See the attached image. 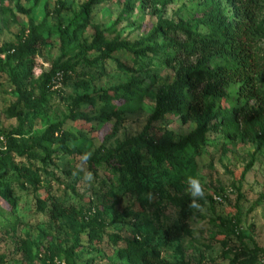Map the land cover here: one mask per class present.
I'll use <instances>...</instances> for the list:
<instances>
[{
	"label": "rangeland",
	"instance_id": "obj_1",
	"mask_svg": "<svg viewBox=\"0 0 264 264\" xmlns=\"http://www.w3.org/2000/svg\"><path fill=\"white\" fill-rule=\"evenodd\" d=\"M88 2L0 0V49L16 46L30 22L40 28L46 41L32 60L28 79L6 59L8 53H0V152L5 150V136L18 127L7 114L17 102L14 82L19 81L21 92H31L38 100L43 75L55 67L69 70L64 78L59 74L42 110L18 108L24 117L23 141L30 145L54 124H61L63 132L77 138L67 144L72 154L58 153L44 164L34 162L44 158L39 149L24 158L12 154L15 163L43 168L47 176L39 175L36 191L21 188L22 181L11 178L18 185L0 200V264H129L121 251L133 241L157 247L164 264H227L244 253L254 257L255 264H264V145L258 147L241 133L234 135L220 118L208 122L196 154L185 150L186 177L175 175L172 181H162L153 170L143 168L138 182L139 189H146L142 193H124L122 177L88 162L144 132L151 136L157 129H165L177 144L195 131L199 121L189 120L184 125L174 115L148 127L158 91L177 79L163 63L172 41L155 32L159 25L168 23L194 27L192 19L210 3L219 4L226 15H231L230 5L225 0H174L164 8L161 0H102L92 7L88 26L75 30L82 24L74 20ZM57 12L64 35L57 31ZM259 24L260 47L264 49V14ZM94 27L102 32L106 43L136 45L147 41L158 51L155 56L137 57L136 62L125 51L112 54L110 60L97 51L84 52L83 47L93 43ZM196 31L205 33L201 26ZM175 41L184 43V37ZM204 64L213 69L225 65V60L211 58ZM119 66L129 72L117 70ZM137 89L139 93L130 98ZM236 89L231 85L220 99L206 98L215 115L240 107L234 98ZM105 96L117 117L102 116L104 104L100 99ZM184 97L185 114L192 97ZM89 173L91 180L85 179ZM190 177L198 181L202 196L192 195ZM48 194L81 215L76 220L53 222L37 203ZM181 195L199 205L191 207L187 217L174 204ZM98 212L104 228L95 241L90 239L85 222L96 218ZM174 223L185 224L187 230L178 241L165 244L162 230Z\"/></svg>",
	"mask_w": 264,
	"mask_h": 264
},
{
	"label": "trees",
	"instance_id": "obj_2",
	"mask_svg": "<svg viewBox=\"0 0 264 264\" xmlns=\"http://www.w3.org/2000/svg\"><path fill=\"white\" fill-rule=\"evenodd\" d=\"M139 1L146 2L148 0ZM173 1L161 0L160 3L165 8L173 4ZM225 1L230 5L231 15H226L219 4L210 3L198 14L197 18L192 19L194 27H190L186 23H181L180 27L168 23L159 25L155 32L157 35L160 34L161 38L172 41L170 52L164 55L163 63L165 67L176 73L177 79L171 86L158 91L148 127L160 122L163 117L171 115L178 116L184 125L189 120L199 121L200 124L193 133L177 144L173 142L171 133L165 129H157L151 136H146L144 132L138 138L126 141L114 150L103 152L98 159L91 158L88 161L122 177L124 193L135 194L138 191L142 193L146 190L139 189L138 185L139 177L143 175L141 174L143 168L149 171L153 170L162 181H172L175 175L186 177L188 174L183 165L186 151L193 154L198 152L210 120L220 118L234 135L241 133L243 138L255 142L258 147L264 145V49L260 47L262 27L259 24V18L264 14V0ZM101 2L102 0H89L88 4L82 7L81 13L74 20L82 25L75 30L88 26L89 18L93 15L92 7ZM58 14L60 13H56L54 21L58 25L57 31L64 35L66 31L62 32L63 30L59 26L60 17ZM199 26L205 33L196 31ZM182 36L184 43H177L175 39ZM93 39L92 45L84 46L83 51H97L102 58L109 60L111 55L118 51L131 53L134 62L137 57L155 56L158 51L147 41L136 45L106 43L102 32L95 27ZM45 44L46 41L42 37L40 28L30 22L27 29L22 30L17 45H4L0 49V53H8L6 59L15 63L16 67L21 69L23 78L28 79L32 60L37 56L38 49ZM211 58H222L225 60V65L216 66L213 69L205 67L204 61ZM118 68L117 70L121 72H129L128 69L121 66ZM68 70L69 68L65 67H55L47 71L39 86L38 100L31 92H21L19 81L14 82L17 89V102L10 107L7 114L10 119H15L18 122V127L5 136V150L0 152V200L6 198L4 193H9L14 190V186L18 185V182L11 178L20 179L22 181V184L19 185L21 188L29 187L36 191V186L41 182L39 175L47 176L43 168L39 170L40 167L34 168L35 166L31 164L24 166L15 163L12 154L24 158L33 149H39L44 158L34 159V162L41 164L50 161L51 157L58 153L61 155L72 154L68 150L67 144L75 142L77 138L63 132L61 124L48 127L41 137L33 138L30 145L24 142V133L21 128L24 117L18 111L19 107L28 112L42 110L45 96L54 87L55 81L58 80L57 77L60 76L59 74H63L62 78H64ZM231 85L237 86L234 98L239 101L240 107L223 110L219 112L220 115H215L211 103H208L206 98L211 96L214 99H220L223 91ZM138 90L132 92L129 97L133 98L135 94L139 93ZM186 95L192 97V102L187 106L184 114L182 108ZM100 100L104 104L102 116L105 118H108L109 115L117 117L108 97L105 96ZM113 195L116 196L117 192ZM193 200V198L184 195L174 199V204L183 217H187ZM37 203L40 210L47 212L55 223L67 218L76 220L81 215L80 211L75 210L73 206H68L62 199L54 195L48 194L44 200L37 199ZM99 214L98 212L96 218L85 222L90 239L95 241L100 239L104 228ZM7 222V224L11 223ZM186 230L185 224L174 223L166 226L162 230V240L165 244L178 241ZM121 254L129 264H164L161 261V253L158 248L149 246L146 241L127 243ZM247 257L246 253L236 255L227 261V264H255L254 257H248V259Z\"/></svg>",
	"mask_w": 264,
	"mask_h": 264
},
{
	"label": "clouds",
	"instance_id": "obj_3",
	"mask_svg": "<svg viewBox=\"0 0 264 264\" xmlns=\"http://www.w3.org/2000/svg\"><path fill=\"white\" fill-rule=\"evenodd\" d=\"M85 179L87 180H91L92 179V176H91V173H89ZM189 183L191 185V188H192V195L193 196H202L203 195V192H202V188L201 186L199 185L198 181L192 179L191 177L189 178ZM191 207H199L198 204H196L195 200H193L191 202Z\"/></svg>",
	"mask_w": 264,
	"mask_h": 264
}]
</instances>
